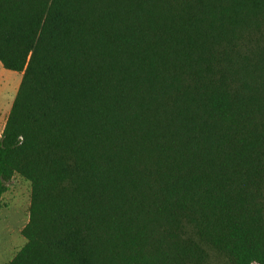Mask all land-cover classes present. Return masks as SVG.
Masks as SVG:
<instances>
[{"label":"trees","instance_id":"1","mask_svg":"<svg viewBox=\"0 0 264 264\" xmlns=\"http://www.w3.org/2000/svg\"><path fill=\"white\" fill-rule=\"evenodd\" d=\"M0 65L7 264H264V0H0Z\"/></svg>","mask_w":264,"mask_h":264},{"label":"rangeland","instance_id":"2","mask_svg":"<svg viewBox=\"0 0 264 264\" xmlns=\"http://www.w3.org/2000/svg\"><path fill=\"white\" fill-rule=\"evenodd\" d=\"M21 80V74L4 70L0 65V132ZM30 184L14 176L0 201V264H7L25 244L21 230L28 221ZM212 264H228L216 258Z\"/></svg>","mask_w":264,"mask_h":264},{"label":"crops","instance_id":"3","mask_svg":"<svg viewBox=\"0 0 264 264\" xmlns=\"http://www.w3.org/2000/svg\"><path fill=\"white\" fill-rule=\"evenodd\" d=\"M2 131V130H1ZM0 134H1V132H0Z\"/></svg>","mask_w":264,"mask_h":264}]
</instances>
